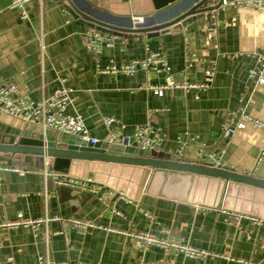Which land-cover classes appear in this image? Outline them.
I'll use <instances>...</instances> for the list:
<instances>
[{
  "label": "crops",
  "instance_id": "obj_1",
  "mask_svg": "<svg viewBox=\"0 0 264 264\" xmlns=\"http://www.w3.org/2000/svg\"><path fill=\"white\" fill-rule=\"evenodd\" d=\"M89 11L116 17H139L154 11L153 0H81ZM262 8L217 9L180 29L156 37H122L103 33L101 51L87 47L91 26L71 15L64 0H30L21 18L13 0H0V82H11L32 99L52 94L65 80L73 92L66 112L84 119L90 136L104 139L133 135L135 126L151 121L162 129L160 150L170 156L178 139L193 138L182 159L205 162L200 144L222 165L264 180V155L257 162L264 131L250 124L224 139L221 125L240 112L264 121V84L248 77L264 58V0ZM216 24V43L209 29ZM45 45L41 62L40 44ZM162 50L177 81L203 82V71L215 59L208 89H167L160 96L148 85H160L164 72L138 69L134 74L101 70L108 64L141 60ZM195 52L201 61L185 69ZM230 53V56L217 55ZM115 120L108 126L106 117ZM32 125L0 112V134L19 136ZM36 132H42L35 126ZM53 136L63 133L45 131ZM172 158V157H171ZM0 168V264H264V189L227 182L219 177L183 170L155 169L105 161L71 160L65 172L45 176L49 157L3 154ZM62 177L91 179L98 188L57 185ZM150 217L145 216V212ZM23 218L59 217L30 226L5 227ZM96 224L77 231L68 219ZM172 235L211 252L204 261L170 250L138 249L126 233L149 231ZM47 235V236H46ZM48 261V263H47Z\"/></svg>",
  "mask_w": 264,
  "mask_h": 264
},
{
  "label": "built area",
  "instance_id": "obj_2",
  "mask_svg": "<svg viewBox=\"0 0 264 264\" xmlns=\"http://www.w3.org/2000/svg\"><path fill=\"white\" fill-rule=\"evenodd\" d=\"M30 0H13L12 7L16 8L20 12L21 18H27V11L25 5ZM207 7H210L208 11L203 12V16L207 19L209 16L214 17L217 9L225 10L226 8H247L252 10H260L262 8L261 0H208ZM134 20H141V17H134ZM209 37L213 41V47L216 49V38L218 30L216 24L212 25L209 29ZM110 45V42L104 41V35L101 31L94 27H91L87 35V47L94 49L97 52L101 51L102 45ZM45 45L43 42L40 44L41 62L45 55ZM217 55L230 56V53H220ZM201 61V58L195 53H190L185 59V69H193ZM153 70L157 73L164 72V80L160 85L150 84L148 88L153 91L154 94L160 96L167 89L181 88L183 90H189L194 88L208 89L214 82L216 64L215 59L211 60L209 65L203 71V82L189 83L186 81H176L174 74L171 72V67L168 65V61L165 53L162 50L150 52L141 60H131L125 63L114 64L110 63L106 68L102 69V72L113 74H134L138 69ZM248 77L256 80L259 84H264V58H261V65L258 67H252L248 71ZM59 86L50 95H42L40 99H32L27 94H21L18 87L11 82H0V112L9 113L10 115L20 119L26 124L37 126L43 133L45 131H53L56 133H63L66 135L80 136L82 139L90 142L91 144L101 142L107 149H115L123 153L134 152L138 150L158 151L164 140V134L162 129L153 125L151 121H146L144 124L135 126L133 130V141H130L129 137H117L115 135H108L104 139H100L96 136H90L89 130L85 125L84 119L75 113H67L66 110L69 105L72 104L71 94L73 89L66 85L65 80L58 77ZM233 114L229 120L221 125L220 132L224 139H230L237 130L244 129L247 124H250L256 128L264 131V121L259 120L250 114L240 112L239 116ZM115 119L111 116L104 119L106 125H110ZM190 140L193 138H179L178 146L175 148L171 155L174 160H181L185 148ZM262 147L260 154L257 158V162L264 155V137L262 138ZM134 142V144H133ZM205 144H200L201 152H204L205 162L210 166H223L219 158L212 153H207L204 149ZM7 162L0 159V168L8 169ZM228 168V167H227ZM230 169V168H228ZM232 170H235L231 168ZM236 171V170H235ZM44 175H51L48 169L43 167ZM238 172V171H237ZM241 173V172H240ZM245 174V173H244ZM57 185H72L78 187H88L91 191H96L98 188L95 184H92L91 179L85 180H72L71 178L62 177L55 180ZM150 217V213L147 211L144 214ZM51 219H58L59 217H43V218H23L22 213H18L16 219L3 222L5 227L23 225L25 227L30 226L35 232L38 230L40 224H47V221ZM68 222L80 232H85L89 228H95L96 224L84 219H68ZM129 237L133 238L135 246L140 250H147L149 247H158L162 250H170L176 254L183 255L185 257L204 261L211 255L206 249L196 248L188 243L182 241L172 235L170 230H166L164 236H157L149 231H137L126 233ZM47 236V235H46ZM48 263V261H47Z\"/></svg>",
  "mask_w": 264,
  "mask_h": 264
},
{
  "label": "water",
  "instance_id": "obj_3",
  "mask_svg": "<svg viewBox=\"0 0 264 264\" xmlns=\"http://www.w3.org/2000/svg\"><path fill=\"white\" fill-rule=\"evenodd\" d=\"M154 11L141 15V20H134L132 16L117 20L110 15L94 13L86 9L81 0H64L68 12L75 17H82L89 26L103 33H112L122 37H156L159 34L180 29L194 19L202 17L208 11V0H153ZM130 141H133L130 138ZM134 144V142H133ZM0 153L29 154L39 158L42 163L49 157L51 164L49 171L53 175L65 172V166L71 160L83 159L87 161L114 162L123 165H136L155 169L183 170L193 174L209 177H219L227 182H238L264 189V180L252 174H244L223 166H210L194 163L185 159L174 160L170 154L161 151L138 150L137 153H123L115 149H107L101 142L93 143L80 136H53L43 132H36L31 126L21 135H1ZM52 177V175H49Z\"/></svg>",
  "mask_w": 264,
  "mask_h": 264
}]
</instances>
